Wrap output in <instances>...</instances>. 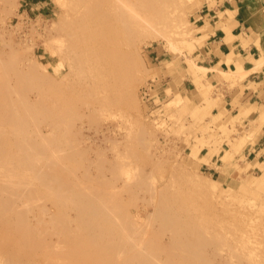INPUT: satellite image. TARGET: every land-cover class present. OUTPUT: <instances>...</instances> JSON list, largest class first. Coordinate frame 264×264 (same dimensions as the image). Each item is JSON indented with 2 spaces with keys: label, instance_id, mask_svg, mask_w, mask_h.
I'll use <instances>...</instances> for the list:
<instances>
[{
  "label": "rangeland",
  "instance_id": "1",
  "mask_svg": "<svg viewBox=\"0 0 264 264\" xmlns=\"http://www.w3.org/2000/svg\"><path fill=\"white\" fill-rule=\"evenodd\" d=\"M68 1L0 0V264H264V158L246 156L261 124L212 114L207 71L189 72L215 0H124L133 28L105 68L69 52ZM231 1L264 56V0Z\"/></svg>",
  "mask_w": 264,
  "mask_h": 264
},
{
  "label": "crops",
  "instance_id": "2",
  "mask_svg": "<svg viewBox=\"0 0 264 264\" xmlns=\"http://www.w3.org/2000/svg\"><path fill=\"white\" fill-rule=\"evenodd\" d=\"M32 1L40 3V0H29V3ZM248 12V9L239 6L236 2L233 4L231 0L220 2L215 0L212 6H209L208 3L203 4L194 20L199 30L197 38L201 39L202 43L200 47L196 48L194 59L197 65L207 69L205 79L215 89L211 96L212 114L219 112L229 115L242 113L246 116L249 114L243 119V122L252 119L256 122L257 127L261 124L257 140L246 148V156L252 154L254 155L252 160L256 159L257 162H260V158L255 157L261 152L260 157L264 158V120L259 123L264 110V69H255L253 64L256 56L252 44L248 41L251 28L250 13ZM228 34L232 36V41H225ZM245 42H247V46L244 45ZM230 55L232 56L231 62L234 63L230 62L229 65L226 62ZM235 63L239 64L247 74L239 84L227 87L226 84L219 82L220 78L216 70H235ZM208 68L211 69L208 70ZM250 69L251 71H248ZM191 84L190 80L184 81L180 91L188 93L191 91ZM210 163L217 167L218 161L212 157ZM263 172L264 169L261 174Z\"/></svg>",
  "mask_w": 264,
  "mask_h": 264
},
{
  "label": "bare ground",
  "instance_id": "3",
  "mask_svg": "<svg viewBox=\"0 0 264 264\" xmlns=\"http://www.w3.org/2000/svg\"><path fill=\"white\" fill-rule=\"evenodd\" d=\"M65 2H63V4ZM125 2L126 1L124 0H69L67 2L68 4L65 6V9H67V7L69 6V9H67L65 12V13L69 12L66 15V18L69 21V23L67 24L68 26L63 30L61 34L64 35L65 38L66 35H68L67 41L70 40L69 42L70 44L68 47L69 52L72 48H77V47H80L81 49H85V50H89V49L93 50L101 58L99 59V63L103 66V68L107 67L108 57L114 51H116L117 47L121 44L120 37H118L119 34L118 35L115 34L117 33L116 28L123 24H125L128 29L133 28V23H132L133 15L130 14L129 10L127 11V6ZM146 19L140 18L138 22L134 24L138 30H141V33L143 35L142 41L145 44L152 38H159L158 31ZM161 39L164 40L163 37H161ZM232 39H233L232 36L228 34V38L225 41H232ZM58 41L62 43L61 36L58 37ZM231 57L232 56L230 55L227 62L226 61L225 62L229 64L232 61L230 59ZM263 59L264 56L256 60L253 59L252 60L254 62H257ZM194 63L189 64L190 65L189 72L191 73V75L194 76L193 80L198 78V73L201 72L202 74H204L207 71V69H205L204 67ZM231 63L233 64L234 62ZM234 65H236L235 67L236 71H234L233 69L232 70L228 69L229 72L232 73L238 72L241 74H247V72L244 71L239 64L235 63ZM252 67L251 69L254 68ZM210 69L208 68V70ZM251 69L248 71H251ZM220 73L226 74L228 72L226 70H220ZM182 102H184L182 105H187L188 103H190V101L187 98L186 99L184 98V100L181 99L180 103ZM263 120H264V110L262 111L260 116V120H259L260 123L263 122ZM36 132L37 130L35 131V133ZM20 133L22 132L20 131ZM35 133H33V136L37 135V133L36 134ZM32 142L33 143L31 144L30 148L32 150H35L36 148L35 139L32 140ZM191 151L189 152L190 155L193 157V159H197L198 158L197 154L199 152V149H193ZM35 178H36V174L34 172V179ZM257 181H258V186L263 185L264 172L261 175V177L257 179ZM17 194L18 193H16V195ZM132 251H133V244H132Z\"/></svg>",
  "mask_w": 264,
  "mask_h": 264
}]
</instances>
